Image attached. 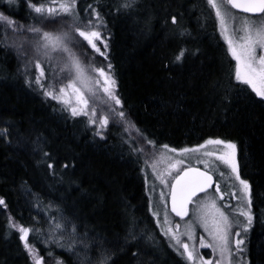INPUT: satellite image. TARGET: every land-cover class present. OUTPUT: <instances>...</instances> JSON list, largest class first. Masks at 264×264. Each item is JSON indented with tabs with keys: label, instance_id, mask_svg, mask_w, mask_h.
I'll return each mask as SVG.
<instances>
[{
	"label": "trees",
	"instance_id": "1",
	"mask_svg": "<svg viewBox=\"0 0 264 264\" xmlns=\"http://www.w3.org/2000/svg\"><path fill=\"white\" fill-rule=\"evenodd\" d=\"M39 2L48 7L53 0ZM122 2L98 0L107 24L102 30L108 37L107 59L83 46L74 51L86 68L111 63L116 94L128 119L158 144L180 149L195 147L207 138L237 144L241 173L252 185L256 217L243 256L250 264H264V103L250 88L237 91L231 86L235 61L206 0H137L135 8L117 13L115 6ZM95 3L79 0L78 7ZM0 12L17 24H36L48 31L64 23H37L25 0L11 6L0 0ZM172 15L177 17L176 25L171 23ZM27 38L28 34L13 32L12 26L0 21V128L8 129L6 136H0V199L5 201L0 205V264H33L13 224L38 229L62 223L67 229L69 222L89 244L83 255H90L94 264L102 247L116 254V264H136L131 255L135 250L147 264H187L169 247L152 216L155 207L143 165L121 143L123 128L118 121L116 127L111 122L107 95L98 86L94 96L86 92L98 116L110 115L108 139L101 140L85 117H71L57 102L25 84L26 71L28 75L37 71L28 63L34 51L25 44V54L20 56L11 44ZM182 48L195 54L177 62L175 56ZM45 71L51 76L47 67ZM88 75L97 76L91 71ZM59 76L57 72V85ZM129 136L139 141L134 128H128L124 139ZM139 146L145 148V158L151 156L150 146L143 141ZM130 215L142 221L139 229L155 241L145 236L125 243ZM29 241L42 256L51 248L65 264L82 263L72 252L46 246L39 235H31ZM45 260L52 264L46 256Z\"/></svg>",
	"mask_w": 264,
	"mask_h": 264
},
{
	"label": "snow or ice",
	"instance_id": "2",
	"mask_svg": "<svg viewBox=\"0 0 264 264\" xmlns=\"http://www.w3.org/2000/svg\"><path fill=\"white\" fill-rule=\"evenodd\" d=\"M7 3L10 6L16 5L17 0H7ZM25 4L35 13L33 19L37 23L64 21L59 29L48 31L36 24H29L27 27L17 24L8 15L0 12V21L12 26L13 32H19L22 36L28 34L27 39L12 42L11 47L17 55L25 54V44L34 51V56L28 63L37 71L33 75H28L26 71L25 84L30 89H38L46 100L57 102L62 106L61 110L67 111L71 117H85L87 123L93 126V134L101 140H107L110 115L98 116L96 109L90 107L89 96L86 95L87 92L94 96L95 87H101L111 101L109 112L113 116V126L116 127L118 121L123 128L120 133L121 143L127 147L129 154L143 165L146 178L150 171L161 185L169 188L171 213L184 220L189 217L191 211L193 220L186 222L181 231L179 223L173 224L169 220L168 201L164 191L159 193L163 215L161 217V211L153 210L152 216L156 218V223L161 225L163 235L169 240V247L187 261V264H250L243 256L247 249L243 247L245 241L241 238V233L246 235L250 231L256 217L252 212V185L248 179L241 176L237 144L222 138H207L195 147L177 149L166 143L158 144L144 130L137 128L135 122L128 119L124 102L116 94L117 82L114 74H111V63L102 67L86 68L74 51L76 46H83L107 59L108 37L102 32L107 28V24L99 10L101 5L98 0L83 9L78 7L79 0H60L58 3L53 0L48 7L39 0L35 3L25 0ZM206 4L211 9L210 16L214 24L218 26L227 44L228 53L235 61L234 73L229 76V80H234L235 84L231 86L237 91L250 88L259 98V102L264 103V0H206ZM136 6L137 0H123L115 8L119 13ZM170 19L173 25L177 24L176 15H172ZM180 35L183 36L184 31H181ZM4 46L8 47L7 43ZM198 51L199 49H196V52ZM186 54L195 53L182 48L176 54L175 61H183ZM54 62L57 68L52 67ZM27 67L26 64V69ZM46 67L51 76L46 74ZM89 71L97 74L95 79L89 77ZM57 72L60 74L59 85L56 83ZM48 80L52 82L46 83ZM210 87L215 88L216 84L210 83ZM129 127L135 129L139 141L150 146V157L145 158V148L139 146L138 140L132 139L131 136L124 139ZM7 133V128H0V136H6ZM161 162L164 163L163 169L158 167ZM69 166L64 165L65 168ZM47 167L52 168L53 165L48 164ZM173 172L176 174L173 175ZM221 181L224 182V189L221 187ZM232 200L237 203L233 205ZM4 204L5 201L0 199V205ZM126 223L128 232L125 243L138 241L145 236L148 240L153 239L151 235L139 229V223L142 221L138 222L134 215H130ZM69 224L67 229L65 224H55V229L60 230L61 235L64 231H68L69 235L67 244L55 240V245L65 252L75 253L77 227L70 222ZM197 226L207 234V239L204 236L199 237V248L211 249L213 258L205 259L197 250ZM12 227L21 233L20 239L31 255L33 264H46L45 256L52 264H65L63 259L54 255L51 248L42 256L33 243H30L29 234L36 232L38 235V229L16 224ZM131 255L136 264H147L140 258L139 250L132 251ZM95 264H116V254L102 247Z\"/></svg>",
	"mask_w": 264,
	"mask_h": 264
},
{
	"label": "rangeland",
	"instance_id": "3",
	"mask_svg": "<svg viewBox=\"0 0 264 264\" xmlns=\"http://www.w3.org/2000/svg\"><path fill=\"white\" fill-rule=\"evenodd\" d=\"M240 15H245V14H241L240 13ZM55 66L56 65L54 64L53 65V68H56ZM158 156H159V153H157V157ZM237 160H238L239 166H240L238 149H237ZM158 167H160L161 169H163L164 163L163 162L159 163ZM240 172H241V169H240ZM175 174L176 173L173 172V175H175ZM241 176H242V178H245L242 173H241ZM146 179H147L146 185H148L147 187L149 188V191H150V195H151V199H152V204L155 207L154 210L161 211V217H162V215H163V212H162L163 205H161V203L159 201V193L161 191H164V193H165V199L168 201V209H169L168 215H169V220L173 224L179 223L181 225V231H183L185 223L188 222V221H192L193 220V217L191 215V211H190L189 217H186L184 220H181L179 217H176L175 214L171 213L170 207H169V196H168L169 188H166L163 185H161L160 182H159V180H156L151 175L150 171H149V175L147 176ZM221 187H222V189L225 188L224 182H222V181H221ZM232 203H233V205H235L237 202L234 201ZM190 209H191V206H190ZM252 212H253V210H252ZM35 222L38 225H39V223L41 224V220L38 219V218L35 219ZM50 224L51 223H48L47 226H42V227L40 226V227H38V230H39V234L38 235L42 239V241L46 244V246H52V245L53 246H56L55 245V240H60L62 243L67 244L69 242V235H67V234L61 235V231L60 230H56L54 225L49 226ZM20 235H21V233H20ZM31 235H37V234H36V232L30 233L29 234V238L31 237ZM77 235H78V239L75 241V253H74L75 259H77L79 262H82L81 264H94L92 261H90V258H91L90 255L89 256L87 255V257H85V255H83V254H85L83 250H87L89 244L85 240L82 239V235L81 234L77 233ZM248 235H249V233H247L246 235L244 233H241V238H243L244 241H245V245L243 247H246V249H247L246 244H247V241H248V238H249ZM200 236H204L205 239H207V234L203 231L202 228H200L199 226H197L196 229H195V237L197 239V250L200 252L201 255L204 256L205 259L213 258V253H212L211 249H208V248H199L198 239H199ZM166 239L168 240L167 237H166ZM184 239L187 241V238L186 237ZM153 240H154V238H153ZM151 243H152V241H151ZM85 245H87V247H85ZM57 248H59V247H57ZM80 248H84V249H80ZM59 249H62V248H59ZM244 259L246 261H248V257L247 256H244Z\"/></svg>",
	"mask_w": 264,
	"mask_h": 264
},
{
	"label": "water",
	"instance_id": "4",
	"mask_svg": "<svg viewBox=\"0 0 264 264\" xmlns=\"http://www.w3.org/2000/svg\"><path fill=\"white\" fill-rule=\"evenodd\" d=\"M238 11V10H236ZM174 182V181H173ZM169 207H171V200H170V196H169Z\"/></svg>",
	"mask_w": 264,
	"mask_h": 264
},
{
	"label": "flooded vegetation",
	"instance_id": "5",
	"mask_svg": "<svg viewBox=\"0 0 264 264\" xmlns=\"http://www.w3.org/2000/svg\"><path fill=\"white\" fill-rule=\"evenodd\" d=\"M235 200H232V202H234Z\"/></svg>",
	"mask_w": 264,
	"mask_h": 264
}]
</instances>
